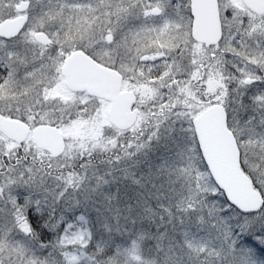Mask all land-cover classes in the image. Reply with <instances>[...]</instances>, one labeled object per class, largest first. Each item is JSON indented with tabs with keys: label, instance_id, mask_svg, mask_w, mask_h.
I'll list each match as a JSON object with an SVG mask.
<instances>
[{
	"label": "snow or ice",
	"instance_id": "1",
	"mask_svg": "<svg viewBox=\"0 0 264 264\" xmlns=\"http://www.w3.org/2000/svg\"><path fill=\"white\" fill-rule=\"evenodd\" d=\"M0 264H264V0H0Z\"/></svg>",
	"mask_w": 264,
	"mask_h": 264
}]
</instances>
